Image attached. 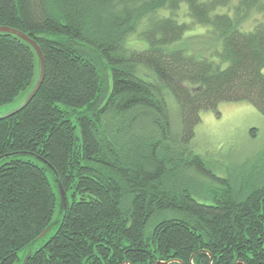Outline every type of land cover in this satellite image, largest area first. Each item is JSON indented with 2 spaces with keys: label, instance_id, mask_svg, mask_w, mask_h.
<instances>
[{
  "label": "trees",
  "instance_id": "1",
  "mask_svg": "<svg viewBox=\"0 0 264 264\" xmlns=\"http://www.w3.org/2000/svg\"><path fill=\"white\" fill-rule=\"evenodd\" d=\"M192 24L208 53L186 41ZM0 25L45 64L0 119V156L14 154L0 158V264H264V169L216 176L190 144L202 109L264 110V0H0ZM35 74L30 46L0 33V105Z\"/></svg>",
  "mask_w": 264,
  "mask_h": 264
},
{
  "label": "rangeland",
  "instance_id": "2",
  "mask_svg": "<svg viewBox=\"0 0 264 264\" xmlns=\"http://www.w3.org/2000/svg\"><path fill=\"white\" fill-rule=\"evenodd\" d=\"M256 17L252 12L243 24H250ZM192 29L191 35L185 38L186 41L192 48L208 53L212 46L207 47L208 44L204 43V27L192 24ZM23 95L21 93L11 102L0 105V115L15 108ZM177 116L178 107L175 105L172 111L175 122H178ZM190 141L193 153L204 158L207 169L214 175L231 178L234 182L247 181L264 169V110L257 109L247 100L220 101L214 108L199 112V121ZM194 183L191 182L193 189L197 187ZM193 197H196L195 194ZM57 216L56 208L49 230L21 250L20 257L46 239L56 225Z\"/></svg>",
  "mask_w": 264,
  "mask_h": 264
},
{
  "label": "water",
  "instance_id": "3",
  "mask_svg": "<svg viewBox=\"0 0 264 264\" xmlns=\"http://www.w3.org/2000/svg\"><path fill=\"white\" fill-rule=\"evenodd\" d=\"M0 33L1 34H11V35L17 37L18 39L22 40L28 46H30V48L32 49V51L34 52L35 57H36V74H35V78H34L32 86L24 93V95L22 96V99L20 100V102L18 103V105L15 108H13L12 110H10L9 112H7L5 114L0 115V119H2V118H5L7 116L12 115L13 113L19 111L20 109H22L31 100V98L35 95V93L37 92V90H38V88L42 82L43 76H44L45 64H44V58H43L42 52H41L39 46L37 45L36 41L33 38L29 37L27 34H25L24 32H22L18 29H15V28L10 27V26H5V25H0ZM11 155H14V154H4L3 156H0V158L8 157ZM37 158L40 159L47 166V168L50 170L52 176H54V177L57 176L56 171L54 170L52 165L47 160H45L44 158L39 157V156H37ZM56 184H57L58 193H59L60 207L65 208V206H66L65 194H64V190L60 184V181L58 179H57ZM47 230H48V227H46L41 232V234H39L38 237L43 236ZM28 255H29V251L27 252L26 256L24 257L23 262L26 261V258L28 257Z\"/></svg>",
  "mask_w": 264,
  "mask_h": 264
}]
</instances>
